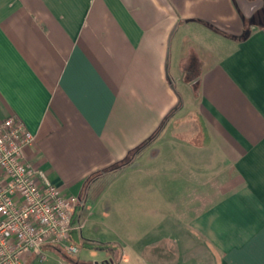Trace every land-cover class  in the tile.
I'll return each mask as SVG.
<instances>
[{
    "label": "crops",
    "instance_id": "0c3cea01",
    "mask_svg": "<svg viewBox=\"0 0 264 264\" xmlns=\"http://www.w3.org/2000/svg\"><path fill=\"white\" fill-rule=\"evenodd\" d=\"M178 83L195 105L181 126ZM10 117L64 195L110 180L97 202L126 179L119 210L146 235L151 208L173 202L178 245L116 244L120 264H264V0H0V122ZM156 132L132 165L88 180Z\"/></svg>",
    "mask_w": 264,
    "mask_h": 264
},
{
    "label": "built area",
    "instance_id": "2783aa9c",
    "mask_svg": "<svg viewBox=\"0 0 264 264\" xmlns=\"http://www.w3.org/2000/svg\"><path fill=\"white\" fill-rule=\"evenodd\" d=\"M34 140L16 117L0 122V264L43 260L44 249L78 252L70 236L83 227L80 199L64 195L27 161Z\"/></svg>",
    "mask_w": 264,
    "mask_h": 264
},
{
    "label": "rangeland",
    "instance_id": "374dc122",
    "mask_svg": "<svg viewBox=\"0 0 264 264\" xmlns=\"http://www.w3.org/2000/svg\"><path fill=\"white\" fill-rule=\"evenodd\" d=\"M178 35H180V33ZM191 41L193 40L190 39L187 41L188 43H186L191 45ZM186 43H184V45ZM182 75L183 73L180 74V77H182ZM188 79L189 76L185 77V82H187ZM177 88L178 102H182L183 106L178 112V126H181L188 122L195 109V105L193 104L194 96L191 89L179 83ZM179 141L180 139H178V142ZM214 157L216 167H221L223 160L220 155L214 152ZM126 182L128 183L129 181L125 179L120 185V189H110L105 195H102L97 202L95 201L92 203V211H87L85 216L81 218L83 222L88 213H91V216L86 221L87 223L85 222V226L82 228L81 236L83 239L99 243H110L113 245L119 244L122 247H126L128 244L129 246H138L139 248L144 244H150L151 248L158 247L160 244H164L167 247L178 245L180 239V234L176 228L178 226V218L175 214L172 201L160 203V206L156 203L157 206L151 208L152 216L148 219V222L145 223V228L147 224L150 230L147 235L143 234L142 230L131 229L133 225L137 226V228L141 226V216L132 214V212H130L131 210L126 212L125 210H119V207H123L121 206L122 204L125 206L129 200L126 198ZM159 187L160 186H158V188ZM122 197H124L123 200ZM74 245L78 248L76 254L67 255L64 252L58 253L50 249H44L43 260L32 257L29 258L28 264H94L95 262H101L103 260H107L109 264H120L119 261H115V257L112 254L106 251L87 249L81 247V243H76Z\"/></svg>",
    "mask_w": 264,
    "mask_h": 264
},
{
    "label": "trees",
    "instance_id": "16d2710c",
    "mask_svg": "<svg viewBox=\"0 0 264 264\" xmlns=\"http://www.w3.org/2000/svg\"><path fill=\"white\" fill-rule=\"evenodd\" d=\"M157 132L154 135H152V137L147 139L145 142H143L142 144H140L139 146H137L133 150L129 151V153L125 156L124 159H122L121 161H119L117 163H114L110 167H108V168H106V169H104V170H102L96 174L91 175L88 180L89 181L96 180L101 175L117 174V173L121 172L122 170H124L125 168L132 165L133 162L135 161V159L137 158V156L139 154H141L142 151L145 148H147L149 146V144L153 141V139L157 135ZM85 183L87 184V181ZM109 183H110V180L107 182H103V183L99 184L98 186H96V188L93 190V192L90 195L86 193L85 198L84 197H78L80 199V202H81V205L79 206L80 207L79 209L81 211V218H83L85 216V214L87 213V204L88 203L89 204L94 203V201L98 198V196L102 193V191L106 189V187L109 185ZM78 243H81V247H85L87 249L89 248V249L99 250V251H106L107 253H111V254L114 253L115 250L117 249L116 245H113L110 243H108V244L107 243H99V242L88 241V240H84V239ZM54 250L57 251L58 253H63L59 249H54Z\"/></svg>",
    "mask_w": 264,
    "mask_h": 264
}]
</instances>
